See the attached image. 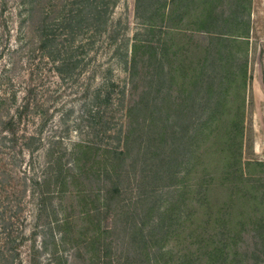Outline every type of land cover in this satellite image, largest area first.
<instances>
[{"label": "trees", "instance_id": "obj_1", "mask_svg": "<svg viewBox=\"0 0 264 264\" xmlns=\"http://www.w3.org/2000/svg\"><path fill=\"white\" fill-rule=\"evenodd\" d=\"M14 1L29 35L26 64L30 67L36 60V70L42 72L43 65L42 74L54 73L62 81L82 71L83 58L76 53L82 46L74 43L78 34L107 32L116 6V0ZM242 1L136 0V19L145 31L162 35L160 44L132 43L129 58L124 57L127 81L121 91L109 80L92 93L84 89L88 103L83 104L82 121L88 114L93 122L83 133L78 131L80 141L67 153L60 149L62 139H52L40 175H18L15 167L24 152L33 156L42 146L39 134L48 109L35 93L33 72L19 87L20 97L13 84L22 77L0 75V153L5 151L15 168L0 169V204L5 200L14 206L9 218L17 217L27 192L36 195L40 216L48 191L39 188L54 183L60 197L79 196L82 217L94 218L88 223L85 253L99 264H111L106 238L117 228L101 226L100 215L104 211L106 218L118 209V201L113 209L111 201L120 194L122 174L128 178L132 172L140 206L133 203L127 210L126 224L118 214L113 216L114 226L127 238L121 247L128 249V256L123 251L120 255L125 263L245 264L237 260L246 255L236 245L242 235L251 236L264 252V182L249 173L251 162H242L250 30L249 9ZM108 38L114 40L113 35ZM177 56L182 59L174 64ZM141 64L146 67V88L139 96ZM126 97L129 101L124 102ZM198 109L208 115L188 117ZM117 114L120 126L114 123ZM28 123L34 131L19 134ZM143 132L146 138L141 140ZM110 134L116 145L103 144ZM112 176L115 182L107 183ZM147 201L155 204L148 207ZM63 225L67 231L68 223Z\"/></svg>", "mask_w": 264, "mask_h": 264}, {"label": "rangeland", "instance_id": "obj_2", "mask_svg": "<svg viewBox=\"0 0 264 264\" xmlns=\"http://www.w3.org/2000/svg\"><path fill=\"white\" fill-rule=\"evenodd\" d=\"M136 0H116V6L112 14V23L107 32L94 37L92 33L81 32L78 34L75 45L82 46L76 53L83 58V63L78 69L82 71L71 79L62 81L54 73L46 76L42 74L46 67L42 66V72L37 69L34 60L29 67L26 64V55L29 45L27 43L29 35L20 24V18L17 16L19 10L18 3L14 0H0V75H10L11 77H22V81L14 82V90L20 97L19 87L24 86L30 79V73L33 72V86L35 93L39 97L44 108L48 109L45 115V125L40 132L42 146L33 156L24 152L18 159V166L15 168L9 165V156L0 153V169L3 167L19 175L25 173L29 177L32 172L40 175L42 167L45 164V153L48 150V143L53 139H62L60 146L62 152H69L72 145L80 141L79 130L83 133L88 124L93 122L92 115H85L82 121L83 104L88 103V98L84 94V89L89 87L88 93H92L96 88L102 86L106 81H114L118 85L117 91H121L127 81L124 60L130 56L132 43L137 40L142 42L158 43L162 36L159 33H149L145 27L136 19L134 15ZM250 30L248 39V56L246 69V88L244 105V139L242 145V162H251L253 165L249 173L254 174L253 179H260L264 182V0H253L250 11ZM61 33V34H60ZM59 39H62V31L57 32ZM114 36V40L108 38ZM137 36V38H136ZM156 41V42H155ZM94 42V45H90ZM77 54V55H78ZM182 57L177 56L174 60L177 63ZM15 63V64H13ZM141 64L139 69V86L136 93L145 89L146 67ZM108 69V71H106ZM36 70V71H35ZM80 71V70H79ZM29 75V77H28ZM3 87L0 86V93H3ZM178 88H174L173 95H177ZM176 96L172 97V100ZM183 100L179 97V101ZM20 98L17 99L19 103ZM129 101L124 98V102ZM175 103V101H174ZM173 105V104H171ZM175 108L174 106H172ZM198 109L195 113L187 114L188 117H206V111ZM67 116H62L66 112ZM121 114L115 115L114 123L120 126L122 120ZM158 115H163L160 113ZM173 118L175 114L172 115ZM108 117V116H106ZM34 124L21 126L19 134L30 133L34 131ZM68 128V132L66 131ZM117 128V127H115ZM113 131V130H112ZM141 140L145 139V132L139 133ZM103 140V144L111 143L116 145L117 139L110 134ZM102 144V145H103ZM2 148H0L1 151ZM65 150V151H64ZM68 159V157L66 156ZM127 165H129L127 163ZM142 164H139L138 170ZM33 167V169H32ZM146 170V168H144ZM129 170V167H127ZM76 172V171H75ZM11 173V172H10ZM124 173V172H122ZM127 178L122 174L120 179V194L113 202L111 209L118 201V209L110 210L105 218V212L100 215L102 218L101 226L110 227L111 234L106 238V242L111 243L108 261L111 264L125 263V256H120L123 251L126 256L128 249H123L121 244L126 242L124 233L118 226H114L113 216L118 214L119 221L128 220L127 210L132 208L135 203L138 207L139 195L133 180L132 172ZM114 177L107 180L112 183ZM28 183V182H27ZM258 186V185H257ZM47 190L46 199L43 201L44 210L38 216L36 210V195L27 194L21 198L22 209L17 217L13 216L14 206L5 202L0 204V264H59L66 260V264H99L90 253H85V243L88 242L91 234V226L88 224L92 219L87 220L79 212V196L60 197L57 187L50 183L48 188L43 184L39 190ZM74 189V188H73ZM263 190L264 188H261ZM30 190V189H29ZM32 190V189H31ZM38 192V190H37ZM4 197V196H3ZM2 199V196L0 195ZM155 203L147 201V206ZM155 214L153 210L152 215ZM106 219L103 221V219ZM10 220V222L8 221ZM67 222V231L63 223ZM106 222V223H105ZM126 224V223H124ZM5 227V228H4ZM88 227V230H87ZM66 233L65 241L62 240ZM72 237V238H70ZM251 236L242 235L241 241L237 242L238 252L246 251L244 258L238 257V261L244 260L245 264H264V252L260 249ZM21 241V242H20ZM76 242V243H73ZM6 243H8L6 245ZM172 246V242L169 247ZM126 244H124V248ZM259 252L255 253V250ZM263 253V254H262ZM1 254L3 256H1ZM244 254V252L242 253ZM119 256L121 258H119ZM92 258V260H91ZM166 259V258H165ZM128 264V263H125ZM134 264V261L132 263ZM137 264H146L141 259Z\"/></svg>", "mask_w": 264, "mask_h": 264}, {"label": "crops", "instance_id": "obj_3", "mask_svg": "<svg viewBox=\"0 0 264 264\" xmlns=\"http://www.w3.org/2000/svg\"><path fill=\"white\" fill-rule=\"evenodd\" d=\"M243 4H244V9H249V15H248V18H250V11H251V8H252V5H253V0H243L242 1ZM250 20V19H249Z\"/></svg>", "mask_w": 264, "mask_h": 264}]
</instances>
